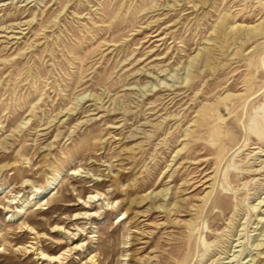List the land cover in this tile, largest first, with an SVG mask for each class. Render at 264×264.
Instances as JSON below:
<instances>
[{
    "label": "rangeland",
    "instance_id": "rangeland-1",
    "mask_svg": "<svg viewBox=\"0 0 264 264\" xmlns=\"http://www.w3.org/2000/svg\"><path fill=\"white\" fill-rule=\"evenodd\" d=\"M263 59L264 0H0V264H264Z\"/></svg>",
    "mask_w": 264,
    "mask_h": 264
},
{
    "label": "bare ground",
    "instance_id": "bare-ground-1",
    "mask_svg": "<svg viewBox=\"0 0 264 264\" xmlns=\"http://www.w3.org/2000/svg\"><path fill=\"white\" fill-rule=\"evenodd\" d=\"M263 58V57H262ZM264 60V59H263ZM262 61V60H261ZM263 63V62H262ZM264 107V106H263ZM220 121H222V119L220 118L219 119ZM219 136H220V134H218ZM74 172H76V170H74ZM58 176V174H56V175H54V177H57ZM55 182H56V178H52L51 179V181L50 182H47V187H45V188H43V190L42 191H40L39 193H36L34 196H32V198H31V200H34V201H39L40 202V200L42 201L43 199H47V198H49V197H51V193H52V191L54 190L53 189V186H54V184H55ZM214 184H215V181L212 183V185H211V187H210V191H209V193L207 194V198H206V201H205V203L206 202H208V200L210 199L209 197L211 196V194H212V192H213V190L215 189L214 188ZM96 196H98V194H95V195H90L87 199V201H84V202H82L83 203V206L81 207V208H83V210H85V211H83L82 213H78V214H76L75 215V217H78L79 218V216L80 215H82V218L81 219H84L85 220V216H87V217H89V213H90V211H87L86 209H88V208H90L91 206H89L90 205V203L94 200V198L96 197ZM13 203H14V201H13ZM93 203V202H92ZM262 202H259V204L258 205H260ZM88 204V206L89 207H87L86 205ZM11 205V204H10ZM27 205V204H26ZM24 207L21 205V206H19V207H17V209H16V212L18 213V214H20V213H22V209H23ZM92 214V213H91ZM95 214H96V212H95ZM92 216V215H91ZM81 217V216H80ZM75 219V218H74ZM21 227H22V229H25V231H27V232H29V233H31L32 232V234H34V230H33V228H30L28 225H26V224H22L21 225ZM20 227V228H21ZM55 228H58V230H61L62 229V227L61 228H59L58 226L57 227H54V229ZM57 230V229H56ZM57 230V231H58ZM197 230L198 229H196L195 227L192 229V232H194V231H196V233H197ZM263 232L260 234V236L262 237V239L263 240H261L262 241V243H259V244H257V248H259V247H262L263 245H264V230H262ZM35 235H37V233H35ZM205 246H207V245H205ZM76 248V247H75ZM206 248V247H205ZM40 250V249H39ZM38 257H40L39 258V260H44V261H47V263H59V264H62V261H63V259H64V253H62V254H58V255H47L46 253H44V252H42V251H39V253H38ZM88 262H89V264H96V261H95V256H91L89 259H88Z\"/></svg>",
    "mask_w": 264,
    "mask_h": 264
}]
</instances>
